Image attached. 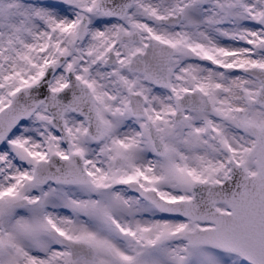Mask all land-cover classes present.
Wrapping results in <instances>:
<instances>
[{
  "label": "snow or ice",
  "instance_id": "obj_1",
  "mask_svg": "<svg viewBox=\"0 0 264 264\" xmlns=\"http://www.w3.org/2000/svg\"><path fill=\"white\" fill-rule=\"evenodd\" d=\"M0 264H264V0H0Z\"/></svg>",
  "mask_w": 264,
  "mask_h": 264
}]
</instances>
